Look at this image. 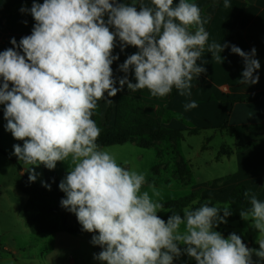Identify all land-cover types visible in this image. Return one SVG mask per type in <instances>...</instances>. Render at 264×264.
Listing matches in <instances>:
<instances>
[{"label":"clouds","instance_id":"clouds-1","mask_svg":"<svg viewBox=\"0 0 264 264\" xmlns=\"http://www.w3.org/2000/svg\"><path fill=\"white\" fill-rule=\"evenodd\" d=\"M224 7H231L229 0ZM20 12L30 13L35 24L30 35L19 43L13 37V47L0 52L5 130L23 141L13 145V154L29 173V182L39 175L32 166L54 170L57 162L67 163V175L59 183L65 193L60 204L75 214L83 231L94 233L91 243L101 248L94 259L102 264H173L186 254L196 264L264 262V201L255 194L245 191L250 207L239 211L258 230L259 247L249 248L236 233L225 238L215 230L231 215L230 203L209 206L210 198L194 200L182 215L166 209L154 199L160 193L153 186L151 195L141 191L143 173L121 166L97 143L101 129L93 115L98 101L111 103L125 85L133 92L148 89L153 97H166L173 88L190 95L193 76L206 71L197 62L209 39L198 5L151 0V6L138 10L135 0H33L30 9ZM117 40L121 51L137 49L119 65L125 74L120 78L112 68L119 59L113 55ZM226 47L213 42L208 51L222 60L217 53ZM230 47L244 62L240 82L257 84L261 64L256 48ZM184 107L190 110L197 103ZM161 211L172 214L165 221L157 214Z\"/></svg>","mask_w":264,"mask_h":264},{"label":"crops","instance_id":"crops-1","mask_svg":"<svg viewBox=\"0 0 264 264\" xmlns=\"http://www.w3.org/2000/svg\"><path fill=\"white\" fill-rule=\"evenodd\" d=\"M125 1L127 0H121V2ZM36 2L43 3V0ZM178 2L179 0H174V5ZM188 2L195 3L201 9L202 18L207 19L204 27L209 33L201 60L197 62L202 64L206 71L198 77L193 76L190 95H181L173 88L172 92L175 90L173 99L172 92L166 97H153L148 89L133 92L128 90L126 85L120 93L143 103L145 112L152 117H157L156 112L160 111L159 121L170 129L183 132L181 123L187 116L188 119L197 120L199 127L190 129L196 130L197 134L199 130L210 127L208 125L212 128H221L218 130L221 135L230 132L236 142L234 151L230 148L221 150L226 151L223 155L236 157L238 171L232 179L224 183L225 185L218 188L217 196L226 200L232 190L242 184L251 194L264 201V0H229L230 8L224 7V0H188ZM31 3L33 0H0V52L13 47L10 43L13 37L19 43L22 37L31 34L35 21L30 13L20 12L22 7L30 9ZM135 3L138 10L140 5L151 6V0H136ZM213 42L229 45L221 54L217 53L221 55L222 60L216 59L209 53L208 45ZM231 45H236L245 52L251 51L253 47L256 48V58L261 64L256 73L259 75L257 84L247 85L240 82L244 62L240 56L231 52ZM136 51L137 49L132 46L121 51L117 40L113 55H118L119 59L112 64L114 77L120 78L125 75L119 71V65ZM129 79L135 82L131 73ZM117 87H119L118 82ZM191 101H196L197 107L185 110V104ZM108 108V102L103 99L98 101L97 109L101 124L111 127L114 124V115L111 113L107 118ZM3 109L1 108L0 111ZM225 122L227 127L222 129ZM245 145L250 147L245 149ZM216 193L209 192V195L214 197ZM248 247L258 248L259 245L249 243ZM22 250H26L25 247L17 249L14 246L12 250L4 248L5 252L11 251L15 255L13 261L16 264L23 259ZM7 261L11 262L9 258L0 256V264L5 262L7 264Z\"/></svg>","mask_w":264,"mask_h":264},{"label":"rangeland","instance_id":"rangeland-1","mask_svg":"<svg viewBox=\"0 0 264 264\" xmlns=\"http://www.w3.org/2000/svg\"><path fill=\"white\" fill-rule=\"evenodd\" d=\"M174 97L175 94L171 98ZM1 108H4V105L0 104ZM185 118L181 123L184 129L183 136L176 143L164 140L149 149L130 142L101 148L113 154L121 166L143 173L146 183L141 191H149L151 195L149 185L153 186L160 193L159 197H154V199L163 204L178 201L194 192L200 193V198L204 202L210 198L213 206L216 203H228L227 199L222 200L221 196H217L218 188L222 187L227 180L232 179L238 171V163L236 157L221 156L219 152L223 148H230L234 151L236 143L234 137L230 132L221 135L218 131L221 128H212L211 125L199 130L198 134H190L192 131L190 129L198 128L199 125L196 119H188L187 116ZM6 123L3 113H0V256L11 260L12 263L7 261V264H16L13 261V258H16L15 255L11 251H4L6 247L12 250L15 246L17 249L24 247L26 249L22 250L23 259L19 264H30V262L32 264H102L94 259V254L101 251L99 246L91 243L94 233L84 231L79 236L62 232L42 234L34 233L28 228L24 217L27 196L21 191V186L29 173L24 170L23 164L13 154V145L17 143L22 145L23 141L15 140L11 133L5 130ZM226 127L225 122L222 129ZM180 158L187 164V177L189 176L187 183H183L179 177ZM32 167L39 174L35 182H44L45 175L42 165ZM54 170L62 181L67 175L68 165L66 162H57ZM209 192L217 193L213 197L209 195ZM230 212L231 215L225 218L227 222L220 223L215 230L221 233L223 231L236 233L241 236L247 247L249 243L257 244L258 230L252 227V221L236 219L231 206ZM168 213V211H161L157 214L164 218ZM219 214L223 216L222 205ZM71 216L73 220H76L73 214ZM48 218L59 222L61 216H49ZM180 247L183 248L182 245ZM257 259L253 255V260ZM173 264H196V261L184 254L174 259Z\"/></svg>","mask_w":264,"mask_h":264},{"label":"trees","instance_id":"trees-1","mask_svg":"<svg viewBox=\"0 0 264 264\" xmlns=\"http://www.w3.org/2000/svg\"><path fill=\"white\" fill-rule=\"evenodd\" d=\"M132 2L133 0L125 1V3ZM30 5H32V3ZM174 94L175 90L172 92V96ZM110 99H112V102L109 103L107 118L111 113L114 115V124L111 127L101 124L98 109L94 113V120L101 129V135L97 140L100 147H111L130 142L139 147L149 149L157 146L159 142L164 140H169L172 143L181 140L183 136L182 130L170 129L159 121L158 118L161 117L160 111L156 112L157 117H152L145 112L143 103L120 92L117 93L116 98ZM0 113H3V110L0 111ZM190 133L195 134L197 131L192 130ZM248 147H250V145L244 146L245 149ZM225 153V150H221L219 155ZM228 154H230V152H228ZM42 167L45 175L44 182H29V179L25 178L21 186V191L27 196L24 209V217L27 226L34 233L56 234L62 232L74 236L81 235L84 231L82 230V226L78 223L75 214L69 212L60 204L61 199L65 198V193L59 189L61 180L58 174L55 170H49L43 165ZM178 172L180 180L183 183H187V178L189 177H187V164L182 158H180L178 164ZM44 184L50 185V190L45 187ZM245 191H248L247 188L239 184L232 190L227 199V202L230 203L232 207L235 218L238 220L242 219L239 215V211L246 210L250 207L249 200L244 195ZM249 194L251 195L250 192ZM200 196V193L194 192L190 196L178 201L164 203V205L166 209H171L182 215V209L185 206L191 205L192 201L197 200L200 203L204 202ZM209 206H213V203L210 202ZM72 214L75 216L76 220L72 219ZM171 214L172 213L169 212L168 215L162 219L166 221ZM57 215L61 216L59 222L48 218L49 216ZM222 233L228 236L232 232L223 231Z\"/></svg>","mask_w":264,"mask_h":264}]
</instances>
